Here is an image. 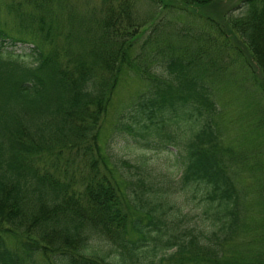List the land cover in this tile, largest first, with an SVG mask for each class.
<instances>
[{"label": "trees", "instance_id": "trees-1", "mask_svg": "<svg viewBox=\"0 0 264 264\" xmlns=\"http://www.w3.org/2000/svg\"><path fill=\"white\" fill-rule=\"evenodd\" d=\"M69 1L0 0V264H241L226 254L244 223L241 167L216 128L210 68L171 41L141 62L140 0H101L86 22L95 34L78 46L58 19ZM226 15L224 47L248 48L264 77V0ZM128 71L145 90L119 124L147 148L174 146L179 178L140 167L122 179L119 159L102 151V120ZM193 210L204 225H184Z\"/></svg>", "mask_w": 264, "mask_h": 264}, {"label": "rangeland", "instance_id": "rangeland-1", "mask_svg": "<svg viewBox=\"0 0 264 264\" xmlns=\"http://www.w3.org/2000/svg\"><path fill=\"white\" fill-rule=\"evenodd\" d=\"M240 1L215 0L211 5L201 7L187 6L184 0H164V3L140 0L136 16L140 24H144L136 30L133 42L139 51L144 50L141 54L137 52L142 55L141 62L148 61L153 53L160 58L159 53L169 41L185 46L186 52L189 49L191 53H199L203 66L210 68V78L219 83L216 98L221 111L215 117L216 128L222 143L232 147L236 163L241 167L238 183L246 205L243 226L226 254L241 264H264V77L248 48L242 44H239L242 49L224 47V38L219 34V29L227 28V11ZM166 3L168 6H164ZM62 4L58 19L68 30L71 29L68 33L76 34V44L80 46V38L88 40L95 34V31L86 29V22L95 18L94 14H101L95 10V6L96 9L100 8L99 5L102 7L101 0H72ZM9 18L5 19L9 21L8 26L14 20L12 16ZM75 25L79 28L76 29ZM130 31L135 32L133 29ZM31 45L18 44L13 48L25 53L29 52ZM153 67L156 74L163 68L157 62ZM144 90L141 76L130 71L123 76L102 120V151L119 159L116 167L120 173L117 171V176L122 179L135 178L141 171L140 167L179 178L181 169L176 163L175 148H147L119 124L124 112ZM176 195L181 202L184 201L185 194L178 192ZM192 213L193 219L184 225L195 223L199 227L204 225L202 221H207L199 219L197 211ZM97 248L108 249L107 259L118 261L121 257L120 249L111 243L100 242ZM256 252L259 255H255ZM177 262L172 259L170 264Z\"/></svg>", "mask_w": 264, "mask_h": 264}]
</instances>
